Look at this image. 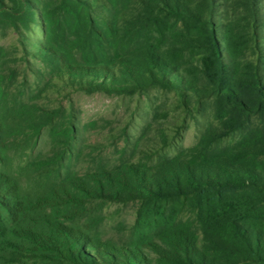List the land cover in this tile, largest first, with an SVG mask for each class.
I'll return each instance as SVG.
<instances>
[{
  "label": "trees",
  "instance_id": "1",
  "mask_svg": "<svg viewBox=\"0 0 264 264\" xmlns=\"http://www.w3.org/2000/svg\"><path fill=\"white\" fill-rule=\"evenodd\" d=\"M19 2L26 12L17 21L40 31L39 53L71 89L130 95L158 87L183 112L210 106V125L195 147L148 167L101 170L67 195L69 206L80 199L137 203L132 247L64 226L54 236L30 233L33 246L51 248L47 259L68 264H264V168L257 162L264 144L225 143L245 119L264 115V0H42L40 9ZM245 88L249 102L240 95ZM184 120L162 148L180 136ZM13 203L0 193L3 213Z\"/></svg>",
  "mask_w": 264,
  "mask_h": 264
},
{
  "label": "rangeland",
  "instance_id": "2",
  "mask_svg": "<svg viewBox=\"0 0 264 264\" xmlns=\"http://www.w3.org/2000/svg\"><path fill=\"white\" fill-rule=\"evenodd\" d=\"M4 1L0 9V193L14 202V209L10 215L0 210L6 227L0 234V264H68L47 259L55 252L35 248L29 238L54 236L60 226L81 230L117 248L132 247L137 203L80 199L69 206L67 195H75V185L88 182L101 170L125 163L148 167L161 157L195 147L210 125L209 104L200 107V114L193 108L184 113L175 95L158 87L130 95L71 89L60 80L59 69L39 53L44 43L40 31L28 32L17 21L25 20L24 6L19 0ZM31 1L40 9L42 0ZM216 13L214 20L219 23L220 8ZM260 15L264 19V2ZM259 31L264 35V28ZM260 63L264 69V59ZM240 95L247 102L253 99L246 88ZM183 117L180 136L173 138L172 146L162 148ZM231 141L264 144V115L245 119L242 131L225 143ZM257 162L264 168V156ZM143 252L154 263V255Z\"/></svg>",
  "mask_w": 264,
  "mask_h": 264
}]
</instances>
